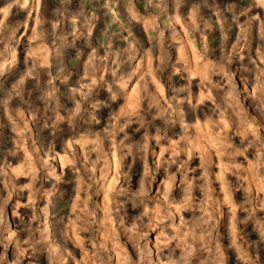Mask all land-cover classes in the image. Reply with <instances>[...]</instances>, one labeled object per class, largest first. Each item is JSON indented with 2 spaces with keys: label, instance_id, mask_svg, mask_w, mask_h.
<instances>
[{
  "label": "clouds",
  "instance_id": "obj_1",
  "mask_svg": "<svg viewBox=\"0 0 264 264\" xmlns=\"http://www.w3.org/2000/svg\"><path fill=\"white\" fill-rule=\"evenodd\" d=\"M45 2L0 0V264H264V0Z\"/></svg>",
  "mask_w": 264,
  "mask_h": 264
},
{
  "label": "rangeland",
  "instance_id": "obj_2",
  "mask_svg": "<svg viewBox=\"0 0 264 264\" xmlns=\"http://www.w3.org/2000/svg\"><path fill=\"white\" fill-rule=\"evenodd\" d=\"M133 5H134V10H140L142 11L143 8V4L140 2V0H132ZM196 3V0H184V8L181 11H184L186 9H189L193 6V4ZM216 5L219 9L222 10L223 6H224V0H216ZM60 6V0H46V2L42 5V7L48 11H51L54 8H57ZM67 8L69 9V11L75 10L76 8H78V0H72V3L67 5ZM13 14L9 16L8 18V23H14L16 21H22L25 18V14L27 12V10H22L18 15L16 14V9L14 8L13 10ZM199 15L201 17H204L205 19L207 18L208 15H211V12L209 11V9L207 8H201ZM3 17V13L0 12V18ZM215 18V17H214ZM34 24V22H33ZM141 31L143 32L145 38L147 37V28L144 25H141ZM177 28L179 31H181L182 33L184 32V30L182 28H180L179 25H177ZM167 35V34H166ZM215 36V34H213V36H209L208 39L209 40H213V37ZM234 39V38H233ZM185 40L187 42L188 37L187 35H185ZM254 45V42H253ZM189 49L192 52V59L193 62H197L199 57L197 54V49L194 45H189ZM38 55L43 56V52L38 50ZM66 55H70V53H66ZM239 86V84H238Z\"/></svg>",
  "mask_w": 264,
  "mask_h": 264
}]
</instances>
